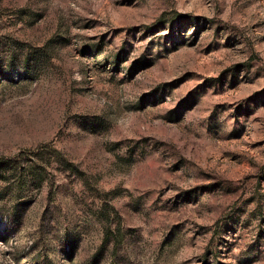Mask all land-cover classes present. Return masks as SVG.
Listing matches in <instances>:
<instances>
[{
	"label": "rangeland",
	"instance_id": "obj_1",
	"mask_svg": "<svg viewBox=\"0 0 264 264\" xmlns=\"http://www.w3.org/2000/svg\"><path fill=\"white\" fill-rule=\"evenodd\" d=\"M0 264H264V0H0Z\"/></svg>",
	"mask_w": 264,
	"mask_h": 264
}]
</instances>
